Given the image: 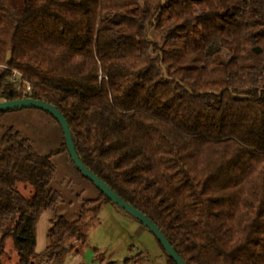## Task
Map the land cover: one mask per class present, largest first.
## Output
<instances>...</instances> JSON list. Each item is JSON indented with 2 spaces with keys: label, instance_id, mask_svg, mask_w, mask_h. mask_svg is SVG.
I'll use <instances>...</instances> for the list:
<instances>
[{
  "label": "trees",
  "instance_id": "obj_1",
  "mask_svg": "<svg viewBox=\"0 0 264 264\" xmlns=\"http://www.w3.org/2000/svg\"><path fill=\"white\" fill-rule=\"evenodd\" d=\"M26 97L64 114L86 166L187 264H264V0H0V101ZM9 112L0 264L8 237L20 264H64L105 205L124 209L98 189L77 219L50 220L38 252L40 219L63 200L54 157L68 148L64 137L42 153Z\"/></svg>",
  "mask_w": 264,
  "mask_h": 264
},
{
  "label": "rangeland",
  "instance_id": "obj_2",
  "mask_svg": "<svg viewBox=\"0 0 264 264\" xmlns=\"http://www.w3.org/2000/svg\"><path fill=\"white\" fill-rule=\"evenodd\" d=\"M15 125L30 137L39 151L49 153L63 145L64 134L56 118L34 107L11 110L4 121ZM70 154L63 151L54 157L57 174L52 187L62 195V203L55 211H46L38 225V251L48 244L50 220L55 215H63L69 220L79 217L85 200L97 198L99 190L69 160ZM20 189L29 196L30 189L20 184ZM97 227L83 226V234L88 242L77 251L80 242L64 264H167V256L155 235L129 213L109 203L100 213ZM4 264H20V256L14 250L12 237L6 241Z\"/></svg>",
  "mask_w": 264,
  "mask_h": 264
},
{
  "label": "water",
  "instance_id": "obj_3",
  "mask_svg": "<svg viewBox=\"0 0 264 264\" xmlns=\"http://www.w3.org/2000/svg\"><path fill=\"white\" fill-rule=\"evenodd\" d=\"M30 107L41 109L52 114L62 127L70 157L75 166L81 171V173L88 179H90L96 185V187L102 193H104L112 202L117 204L120 208L124 209L127 213H129L138 221H140L143 225H145L155 235V237L162 244L164 249L175 260L177 264H187L182 258V256L176 251V249L166 237V235L162 232V230L153 220H151L147 215H145L139 209L134 207L132 204L124 200L103 179H101L98 175H96V173H94L91 169L86 166L77 151L70 124L64 114L56 106L45 101L36 100L31 97H26L13 101H0V111H11L20 108Z\"/></svg>",
  "mask_w": 264,
  "mask_h": 264
},
{
  "label": "built area",
  "instance_id": "obj_4",
  "mask_svg": "<svg viewBox=\"0 0 264 264\" xmlns=\"http://www.w3.org/2000/svg\"><path fill=\"white\" fill-rule=\"evenodd\" d=\"M22 78H23V74L20 71H18V70H13L12 71V79L14 81L20 82ZM26 87H27L28 91L32 90V86H31L30 83H27Z\"/></svg>",
  "mask_w": 264,
  "mask_h": 264
},
{
  "label": "crops",
  "instance_id": "obj_5",
  "mask_svg": "<svg viewBox=\"0 0 264 264\" xmlns=\"http://www.w3.org/2000/svg\"><path fill=\"white\" fill-rule=\"evenodd\" d=\"M37 250H38V247H37ZM39 252V251H38Z\"/></svg>",
  "mask_w": 264,
  "mask_h": 264
}]
</instances>
